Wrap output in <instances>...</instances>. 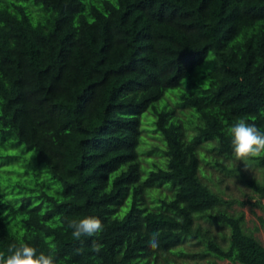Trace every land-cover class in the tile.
I'll list each match as a JSON object with an SVG mask.
<instances>
[{
	"label": "trees",
	"instance_id": "obj_1",
	"mask_svg": "<svg viewBox=\"0 0 264 264\" xmlns=\"http://www.w3.org/2000/svg\"><path fill=\"white\" fill-rule=\"evenodd\" d=\"M241 118L264 131V0H0V253L177 264L196 238L210 264H264L244 211L227 208L246 201L200 176L199 143L234 157L226 129ZM245 181L264 209V180ZM87 216L104 231L77 240L67 224Z\"/></svg>",
	"mask_w": 264,
	"mask_h": 264
},
{
	"label": "rangeland",
	"instance_id": "obj_2",
	"mask_svg": "<svg viewBox=\"0 0 264 264\" xmlns=\"http://www.w3.org/2000/svg\"><path fill=\"white\" fill-rule=\"evenodd\" d=\"M189 132H192L191 129H189ZM141 133L144 134L148 140H157V138L146 131H142ZM207 146L208 143L206 141H202L198 145L199 150L208 155L207 158H202L201 160L202 171L200 172V176L202 180L224 198L246 201L244 204L234 202L232 206H228L227 208L230 211H244L245 230L251 232L264 245V226L261 224L259 218H264V209L255 203L257 198L252 194V189L245 181V179L248 178L263 181L264 167L259 166L255 160H252L249 163L248 170H246L243 162L237 161L235 157H226L216 153V151L212 149L209 150ZM22 147L25 148V146ZM30 153L34 156L33 151H30ZM141 156L143 157L141 162L148 168L151 166V162L144 157L156 158L159 155L151 152L142 153ZM200 156L202 157V155ZM216 160L223 162L225 167L220 166ZM142 173L144 172L142 171ZM158 189L163 193H169L170 191V189L164 185L158 186ZM146 197L148 202L151 203L150 193ZM262 203H264V198L262 199ZM195 224L196 226L199 225L202 231L207 229L222 245L228 243L229 228L227 226L213 223L201 216L195 218ZM182 246L185 248L187 254L175 256L177 264H210L207 260L211 257L209 254L203 256H198L196 254L192 255V253H200L203 248V245L198 242L196 238H187L182 243ZM216 264H229V261L227 259H217Z\"/></svg>",
	"mask_w": 264,
	"mask_h": 264
},
{
	"label": "clouds",
	"instance_id": "obj_3",
	"mask_svg": "<svg viewBox=\"0 0 264 264\" xmlns=\"http://www.w3.org/2000/svg\"><path fill=\"white\" fill-rule=\"evenodd\" d=\"M230 138L233 155L237 161L243 162L248 170L250 161L264 158V131H261L254 123L245 119H238L226 129ZM105 225L96 216H87L80 220H71L67 228L72 230V236L80 240L81 237H97L104 231ZM158 233H153L149 240V247L155 249L159 245ZM101 245L93 240L92 250L95 253L101 251ZM10 255L0 253V264H56L55 249L49 250L48 254L37 251V248L27 243L19 246L10 245Z\"/></svg>",
	"mask_w": 264,
	"mask_h": 264
}]
</instances>
